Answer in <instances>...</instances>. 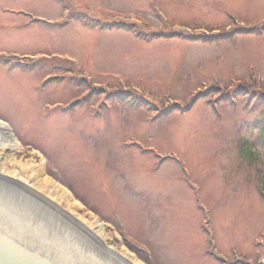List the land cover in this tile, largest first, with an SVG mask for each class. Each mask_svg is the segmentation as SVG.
Masks as SVG:
<instances>
[{
    "label": "rangeland",
    "instance_id": "rangeland-1",
    "mask_svg": "<svg viewBox=\"0 0 264 264\" xmlns=\"http://www.w3.org/2000/svg\"><path fill=\"white\" fill-rule=\"evenodd\" d=\"M0 56L11 172L33 161L150 264H264V0H0Z\"/></svg>",
    "mask_w": 264,
    "mask_h": 264
},
{
    "label": "water",
    "instance_id": "water-1",
    "mask_svg": "<svg viewBox=\"0 0 264 264\" xmlns=\"http://www.w3.org/2000/svg\"><path fill=\"white\" fill-rule=\"evenodd\" d=\"M0 264H130L43 196L0 175Z\"/></svg>",
    "mask_w": 264,
    "mask_h": 264
},
{
    "label": "bare ground",
    "instance_id": "bare-ground-1",
    "mask_svg": "<svg viewBox=\"0 0 264 264\" xmlns=\"http://www.w3.org/2000/svg\"><path fill=\"white\" fill-rule=\"evenodd\" d=\"M19 148L18 142L15 140L12 132L8 126L0 120V175L7 176L16 182L26 186L35 193L43 196L49 200L52 204L56 205L62 211L70 214L76 221L86 227L92 235L98 238L103 244H105L112 251L120 255L130 264H144L138 260V258L127 247L122 250L110 247L106 244L105 240L107 236L103 224L96 221H90L85 216L78 214L75 211V207L78 205L70 200V194L65 193L62 190L61 185L46 177L43 171H40L33 161L28 162L26 165V173L29 176L23 175L21 171L14 169L12 172L7 168L8 166L3 162L4 154L7 153V149L17 150ZM14 164V163H13Z\"/></svg>",
    "mask_w": 264,
    "mask_h": 264
},
{
    "label": "trees",
    "instance_id": "trees-1",
    "mask_svg": "<svg viewBox=\"0 0 264 264\" xmlns=\"http://www.w3.org/2000/svg\"><path fill=\"white\" fill-rule=\"evenodd\" d=\"M83 22H84V24H85V26H91L92 28H97L98 30H114V29H116V30H126V31H129V32H132V33H135V35H136V37H138V38H144V37H158V36H161L160 34H150V35H147L146 33H143V32H141V30L137 27V26H133V25H128V24H111V25H105V24H103V23H101V22H99V21H97V20H92V19H90V18H88V17H81L80 18ZM218 38H221V37H217V39ZM206 39V41L207 40H211V39H213V38H205ZM209 42V41H208ZM79 85H83V84H79ZM98 94H100V93H98ZM122 94H128V93H122ZM101 95V94H100ZM116 95V94H115ZM114 95V96H115ZM113 95L112 96H110V97H108L109 99L108 100H110L112 97H114ZM128 96H126V98H127ZM113 99H116V97L115 98H113ZM117 99H119L118 97H117ZM125 99V98H124ZM135 101H137L138 103H137V105H146V107H147V105H149V104H151V102H149V101H147V100H145V99H141V98H136L135 99ZM150 106V105H149ZM183 110V109H182ZM172 110H170V111H167V112H163L165 115H168L169 113L168 112H171ZM161 117V116H160ZM162 118V117H161ZM169 118V117H168ZM260 189L262 190V193H263V197H264V186L263 185H261L260 184ZM127 247L133 252V253H135L136 255H137V257L139 258V259H142V260H145L146 261V263H148V260H147V258H144V257H142L141 255H143L141 252H140V250L139 249H137V248H135L134 246H132V245H130L129 243H127ZM141 254V255H140Z\"/></svg>",
    "mask_w": 264,
    "mask_h": 264
}]
</instances>
